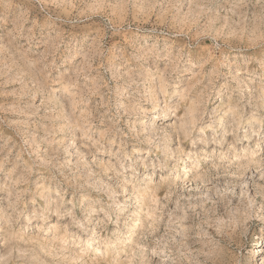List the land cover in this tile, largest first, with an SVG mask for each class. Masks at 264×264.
I'll use <instances>...</instances> for the list:
<instances>
[{
    "label": "rangeland",
    "instance_id": "rangeland-1",
    "mask_svg": "<svg viewBox=\"0 0 264 264\" xmlns=\"http://www.w3.org/2000/svg\"><path fill=\"white\" fill-rule=\"evenodd\" d=\"M0 264H264V0H0Z\"/></svg>",
    "mask_w": 264,
    "mask_h": 264
},
{
    "label": "bare ground",
    "instance_id": "bare-ground-1",
    "mask_svg": "<svg viewBox=\"0 0 264 264\" xmlns=\"http://www.w3.org/2000/svg\"><path fill=\"white\" fill-rule=\"evenodd\" d=\"M190 102V101H189ZM193 111V110H192ZM159 115V116H158ZM155 116H157L156 118L153 117L154 120L157 121H162L165 118L167 119V117H169V114H166L165 112H160V113H156ZM169 119V118H168ZM167 119V120H168ZM213 129L211 127H206V128H201L197 130V134L199 137H203V136H207L209 132H211ZM166 138V135H165ZM167 147V146H166ZM153 193H157V191L154 189L152 190ZM152 193V194H153ZM146 195V194H145ZM256 252H259V254L261 253V250H259V248L256 249ZM258 254V256H259ZM257 256V257H258Z\"/></svg>",
    "mask_w": 264,
    "mask_h": 264
}]
</instances>
